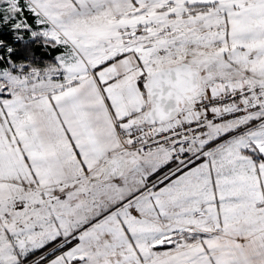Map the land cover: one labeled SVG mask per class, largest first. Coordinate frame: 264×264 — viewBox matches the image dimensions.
<instances>
[{
    "label": "snow or ice",
    "instance_id": "6c2138e0",
    "mask_svg": "<svg viewBox=\"0 0 264 264\" xmlns=\"http://www.w3.org/2000/svg\"><path fill=\"white\" fill-rule=\"evenodd\" d=\"M0 264H264V0H0Z\"/></svg>",
    "mask_w": 264,
    "mask_h": 264
}]
</instances>
